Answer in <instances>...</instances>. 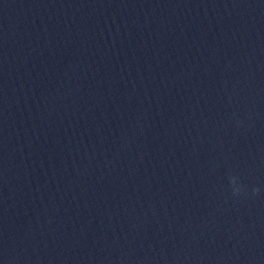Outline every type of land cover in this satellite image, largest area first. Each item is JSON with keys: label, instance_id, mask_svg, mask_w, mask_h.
<instances>
[{"label": "clouds", "instance_id": "1", "mask_svg": "<svg viewBox=\"0 0 264 264\" xmlns=\"http://www.w3.org/2000/svg\"><path fill=\"white\" fill-rule=\"evenodd\" d=\"M230 184L232 186V194L234 197L240 196L242 193L247 194V186L242 182H239V177L236 175H232L230 177ZM261 192V188L259 186H253L251 189V193L253 196L259 195Z\"/></svg>", "mask_w": 264, "mask_h": 264}]
</instances>
